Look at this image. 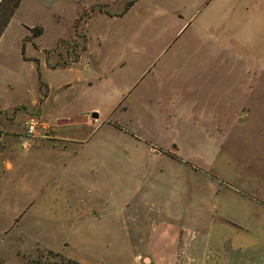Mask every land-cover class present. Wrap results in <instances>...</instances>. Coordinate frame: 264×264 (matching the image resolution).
I'll return each mask as SVG.
<instances>
[{
	"label": "rangeland",
	"instance_id": "1",
	"mask_svg": "<svg viewBox=\"0 0 264 264\" xmlns=\"http://www.w3.org/2000/svg\"><path fill=\"white\" fill-rule=\"evenodd\" d=\"M127 1L35 6L43 32L24 53L49 86L33 62L2 73L0 264L42 249L154 264L144 248L166 223L175 264H199L220 234L215 202L244 225L262 219L241 195L264 201V0H229L208 24L214 0L164 49L173 20L148 0L119 16Z\"/></svg>",
	"mask_w": 264,
	"mask_h": 264
},
{
	"label": "crops",
	"instance_id": "2",
	"mask_svg": "<svg viewBox=\"0 0 264 264\" xmlns=\"http://www.w3.org/2000/svg\"><path fill=\"white\" fill-rule=\"evenodd\" d=\"M53 1L54 0H21L2 30L0 34V99L9 87L8 80L2 77V73L10 71V63H23L25 61L33 62L35 64V69L37 66L39 69L40 64L38 58H35L32 55H27L24 51L27 44L35 47V41L43 32L41 23L32 17V14L35 11V6L42 5L49 7ZM148 1L152 2L151 8L153 13L155 12V15L158 17H167L168 19L173 20L176 24L171 30V37L166 41L162 48L164 49L168 42L173 40L175 37H180L184 30L191 24L193 19L200 14L201 10L205 6L212 4L214 0ZM228 1L229 0L216 1L218 11L214 17L209 18L207 21L208 24L221 22V19L223 18L222 15L224 14V9L226 8ZM135 2L136 0H134V2L126 10H128ZM35 26H39L41 28V32L38 36L33 37L30 33V28ZM22 47L23 54L21 53ZM79 58L80 57L71 61V65L76 63ZM33 59H36L37 63ZM44 65L47 69H57L56 67L48 66L46 64V60L44 61ZM39 77L40 79H43L40 76V72ZM44 82L48 88V82L45 80ZM241 196H243L245 201L247 200L251 203H256L261 207V212L258 214L261 215L260 217L262 219L261 221L259 220L258 227L256 228L255 226L244 225L243 223L236 221L228 213V211L225 210V208L217 206L215 202L212 207L213 213L211 214V221L212 223H215V226L217 225V228L220 230V234L217 236V243L214 246H211L212 251L210 250L208 243H206V247L204 246V248L201 249L202 251L200 254L201 257L199 264H264V201L260 199L258 200L251 195ZM166 224L158 227L153 226L150 240L148 244L145 245L144 250L148 253V260L150 263L175 264L178 249L177 232L169 230ZM235 230L252 234L254 237L250 240L235 241L232 236V231ZM227 231L229 232L226 234ZM208 235L210 237L211 234L209 233ZM186 245L188 247V243ZM184 247L187 248L186 246ZM63 255L79 261L82 264L96 263L83 256L68 255V251H64ZM186 257L187 259L192 260V255H187ZM205 257L208 258V260H205Z\"/></svg>",
	"mask_w": 264,
	"mask_h": 264
},
{
	"label": "trees",
	"instance_id": "3",
	"mask_svg": "<svg viewBox=\"0 0 264 264\" xmlns=\"http://www.w3.org/2000/svg\"><path fill=\"white\" fill-rule=\"evenodd\" d=\"M20 0H0V34L7 24L8 20L12 16L14 9L17 7ZM134 2V0H128L119 15L126 11V9ZM40 27H32L30 28V33L33 37H36L40 34ZM21 53L23 54V47L21 48ZM36 63V59H33ZM75 60V59H74ZM37 69V77H39L38 66ZM38 251V250H37ZM44 254H40L35 259L30 260L26 264H82L79 261H76L72 258L66 257L65 255L53 251L50 249H42Z\"/></svg>",
	"mask_w": 264,
	"mask_h": 264
},
{
	"label": "built area",
	"instance_id": "4",
	"mask_svg": "<svg viewBox=\"0 0 264 264\" xmlns=\"http://www.w3.org/2000/svg\"><path fill=\"white\" fill-rule=\"evenodd\" d=\"M25 130L29 134H33V133L36 132V130H37V124H36V121H35V119L33 117H29L25 121Z\"/></svg>",
	"mask_w": 264,
	"mask_h": 264
}]
</instances>
